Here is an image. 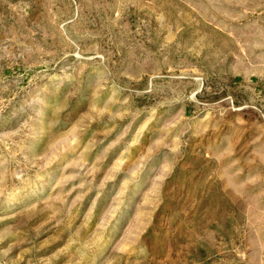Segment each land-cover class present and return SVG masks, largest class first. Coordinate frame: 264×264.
Instances as JSON below:
<instances>
[{
  "label": "rangeland",
  "instance_id": "374dc122",
  "mask_svg": "<svg viewBox=\"0 0 264 264\" xmlns=\"http://www.w3.org/2000/svg\"><path fill=\"white\" fill-rule=\"evenodd\" d=\"M0 264H264V0H0Z\"/></svg>",
  "mask_w": 264,
  "mask_h": 264
}]
</instances>
